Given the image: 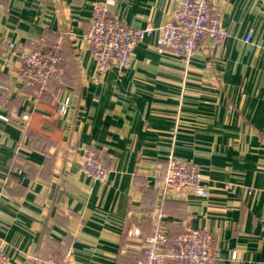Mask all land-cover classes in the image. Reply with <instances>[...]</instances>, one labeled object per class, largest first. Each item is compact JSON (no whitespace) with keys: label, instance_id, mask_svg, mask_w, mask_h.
Instances as JSON below:
<instances>
[{"label":"crops","instance_id":"crops-1","mask_svg":"<svg viewBox=\"0 0 264 264\" xmlns=\"http://www.w3.org/2000/svg\"><path fill=\"white\" fill-rule=\"evenodd\" d=\"M106 1L127 27L145 28L163 26L181 0H0V102L10 119L0 120V242L9 264L68 255L142 264L141 242L157 223L170 238L187 227L211 233L219 264H264V0H212L230 36L188 65L159 53L151 35L129 69L99 78L84 37L94 4ZM42 37L61 39L64 72L39 94L19 71ZM24 113L29 133L14 121ZM87 148L109 170L103 183L81 173ZM171 154L198 166L208 198L163 196ZM136 227L140 237L129 239Z\"/></svg>","mask_w":264,"mask_h":264},{"label":"built area","instance_id":"built-area-1","mask_svg":"<svg viewBox=\"0 0 264 264\" xmlns=\"http://www.w3.org/2000/svg\"><path fill=\"white\" fill-rule=\"evenodd\" d=\"M112 1L95 3L89 30L84 37L87 50L97 65L98 77L109 71L122 73L133 63L137 47L149 36L156 35V47L159 53H172L181 56L185 65L192 57L208 49L209 45L221 48L229 38L228 31L222 25L219 12L213 8L212 0H181L161 27L147 25L145 28H130L116 15L111 13ZM251 35L246 37L250 42ZM13 50L15 45L10 43ZM63 44L61 39L50 41L42 37L30 44L22 57L19 77L31 89L39 94L47 91L52 82L62 76ZM70 99L65 98L58 104V114L66 115ZM0 120L10 119L2 114L0 102ZM26 132L30 114L24 113L14 119ZM80 170L83 176L93 182H105L109 170L93 148H87L82 156ZM162 193L165 197H180L190 194L195 197H209L208 189L202 185V177L195 163L169 155L160 174ZM251 193V191H250ZM160 219V216H159ZM138 227L128 231L129 239L140 237ZM213 236L191 227L176 237H168L166 231L157 223L150 236L142 240L144 253L142 264H219L213 254L211 244ZM232 259H236L233 252ZM0 264H9V257L0 242ZM40 264H78L70 255L59 260H45Z\"/></svg>","mask_w":264,"mask_h":264},{"label":"trees","instance_id":"trees-1","mask_svg":"<svg viewBox=\"0 0 264 264\" xmlns=\"http://www.w3.org/2000/svg\"><path fill=\"white\" fill-rule=\"evenodd\" d=\"M30 122H31V115H30ZM30 122H29L28 129H27V131H26V132H28V133H29Z\"/></svg>","mask_w":264,"mask_h":264}]
</instances>
